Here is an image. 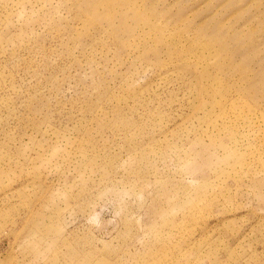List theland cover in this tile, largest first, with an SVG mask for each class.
<instances>
[{"label":"rangeland","instance_id":"374dc122","mask_svg":"<svg viewBox=\"0 0 264 264\" xmlns=\"http://www.w3.org/2000/svg\"><path fill=\"white\" fill-rule=\"evenodd\" d=\"M0 264H264V0H0Z\"/></svg>","mask_w":264,"mask_h":264}]
</instances>
